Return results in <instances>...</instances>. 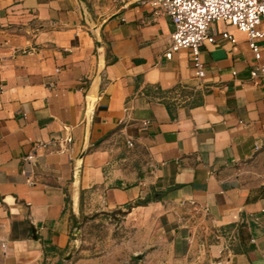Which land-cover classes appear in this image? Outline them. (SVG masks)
I'll return each mask as SVG.
<instances>
[{"label":"crops","instance_id":"obj_1","mask_svg":"<svg viewBox=\"0 0 264 264\" xmlns=\"http://www.w3.org/2000/svg\"><path fill=\"white\" fill-rule=\"evenodd\" d=\"M214 28L237 42L202 48L200 81L146 1L0 0V264H110L82 256L76 222L126 209L177 264H264V40L257 62Z\"/></svg>","mask_w":264,"mask_h":264},{"label":"built area","instance_id":"obj_2","mask_svg":"<svg viewBox=\"0 0 264 264\" xmlns=\"http://www.w3.org/2000/svg\"><path fill=\"white\" fill-rule=\"evenodd\" d=\"M146 1L154 16H167L172 21L174 30L171 34L170 48L165 54L171 60L173 54L182 49H189L193 53V69L195 77L203 80L206 76L202 60V48L206 44H215L220 35L224 40L236 43V38L228 31L221 34L214 28L215 23L232 27L245 34L255 60L262 58L258 40H264V30L259 26L264 19V0H140ZM116 4L128 7L138 0H114ZM236 75V71H233ZM253 81L264 86V65H258L251 70ZM130 147L134 144L129 143ZM264 148V140L255 142L254 151ZM35 158V154L28 155L24 161Z\"/></svg>","mask_w":264,"mask_h":264},{"label":"rangeland","instance_id":"obj_3","mask_svg":"<svg viewBox=\"0 0 264 264\" xmlns=\"http://www.w3.org/2000/svg\"><path fill=\"white\" fill-rule=\"evenodd\" d=\"M251 168L264 174V148ZM181 216L191 221L200 235L209 224V220L192 206L184 208ZM80 222L76 240L84 257L104 256L110 264H177L161 244L159 224L145 217L131 219L128 209L82 215Z\"/></svg>","mask_w":264,"mask_h":264},{"label":"water","instance_id":"obj_4","mask_svg":"<svg viewBox=\"0 0 264 264\" xmlns=\"http://www.w3.org/2000/svg\"><path fill=\"white\" fill-rule=\"evenodd\" d=\"M76 226H77V228H79L77 222H76ZM72 258H73V255H71V254L67 255L64 258L58 260L55 264H67V263H69L72 260Z\"/></svg>","mask_w":264,"mask_h":264},{"label":"trees","instance_id":"obj_5","mask_svg":"<svg viewBox=\"0 0 264 264\" xmlns=\"http://www.w3.org/2000/svg\"><path fill=\"white\" fill-rule=\"evenodd\" d=\"M141 203H146V202H140V204H141Z\"/></svg>","mask_w":264,"mask_h":264}]
</instances>
